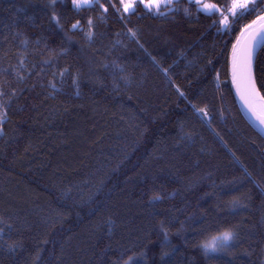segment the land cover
Listing matches in <instances>:
<instances>
[{
	"label": "trees",
	"instance_id": "1",
	"mask_svg": "<svg viewBox=\"0 0 264 264\" xmlns=\"http://www.w3.org/2000/svg\"><path fill=\"white\" fill-rule=\"evenodd\" d=\"M207 1L228 29L190 0H0V264H264V139L228 76L264 3ZM254 74L264 96V45Z\"/></svg>",
	"mask_w": 264,
	"mask_h": 264
},
{
	"label": "snow or ice",
	"instance_id": "2",
	"mask_svg": "<svg viewBox=\"0 0 264 264\" xmlns=\"http://www.w3.org/2000/svg\"><path fill=\"white\" fill-rule=\"evenodd\" d=\"M53 2H55V0H53ZM175 2H178V0H119V8H116V5L114 4H112L111 6L113 8H116V11H121L122 9L123 13L131 14L135 11L138 5H143L144 8L150 13L156 15H164V13L160 11L161 7L164 5L171 6ZM72 3L76 9H80L81 7H90L94 3H99V0H72ZM197 3L199 4L200 0H197ZM258 3H264V0H232L231 6L226 9V12L230 13L234 19H238L244 13L256 10ZM100 7L104 9V12L108 11V9L103 4H100ZM202 7L208 12L219 11L223 16V19L219 21L222 29H228L230 27L228 15H225L224 11H221V9L217 8L216 4H204ZM52 19L56 21L57 24H59V20L55 15H53ZM256 21H264V15L257 16ZM256 21H253V24H255ZM88 23L89 25H91L92 21L89 20ZM213 23H215V21ZM78 26L79 21L72 25L73 28H77ZM246 27L251 28L252 25H247ZM222 29H218V31ZM87 35L89 38H91L92 32L89 31ZM132 35L134 36L135 33L133 32ZM262 45H264V27L260 28L252 35L251 42L242 55L234 54L233 83L237 84V88L239 91L240 82L242 81L250 96L253 94L258 95L255 77L252 75V64L255 58L256 50ZM233 48L235 50L236 45H233ZM20 78L22 79L23 77ZM14 94L15 93H13V95ZM0 96H3L2 91H0ZM242 99H244L243 96ZM259 99L264 100V96H259ZM3 106V102H0V107ZM199 111L204 112V109H200ZM204 114L207 115L206 112H204ZM5 119L6 113H0V122H3ZM260 122L261 124H264V117H260ZM153 199H159V196H155L153 197ZM164 237L166 241L167 232L164 233ZM233 240H235V233L231 230H225L218 233L217 235L212 236L209 240L203 242L200 246L203 248L205 254L207 255L209 252L214 253L225 250L228 247L229 243ZM164 255H166V253ZM131 260H133V257L129 256L128 260L123 261V264H129V261Z\"/></svg>",
	"mask_w": 264,
	"mask_h": 264
},
{
	"label": "water",
	"instance_id": "3",
	"mask_svg": "<svg viewBox=\"0 0 264 264\" xmlns=\"http://www.w3.org/2000/svg\"><path fill=\"white\" fill-rule=\"evenodd\" d=\"M261 15H264L261 14ZM260 16V15H259ZM257 18V17H256ZM256 18L253 21H256ZM253 21L248 23L247 25H252L251 28L246 27L245 25L237 35L233 45H236V49L234 50L233 45L229 55V79L231 83L232 90L234 92L235 101L237 107L240 111V114L244 118V120L250 125L259 136L260 138L264 139V124H261L260 117H264V100H260L259 96H262L258 90L256 85V89L258 90V95H249L248 91L245 88L244 83L240 82L239 91L237 88V84L233 83V59L234 54L242 55L243 52L247 49V46L251 42L252 35L259 30L260 28L264 27V21H256L253 24ZM239 38V39H238ZM263 47L260 46L255 52V58L252 64V75L254 76V63L257 57L258 52ZM242 96L244 99H242Z\"/></svg>",
	"mask_w": 264,
	"mask_h": 264
},
{
	"label": "rangeland",
	"instance_id": "4",
	"mask_svg": "<svg viewBox=\"0 0 264 264\" xmlns=\"http://www.w3.org/2000/svg\"><path fill=\"white\" fill-rule=\"evenodd\" d=\"M190 1H193L194 3H196L197 5H198V8L202 11V12H204V13H209V14H212L213 12H218V11H212V12H208V11H206V10H204L203 9V5L204 4H215V3H213V2H211V1H207V0H200V3L198 4L197 3V0H190ZM71 4H72V7H74L73 6V3H72V0H71ZM165 6V5H164ZM75 8V7H74ZM83 8V7H82ZM217 8H218V6H217ZM230 14V13H229ZM225 15H227V14H225ZM231 15V14H230ZM221 19H223V16H222V18ZM228 19H229V16H228ZM201 113V115H203V113L202 112H200Z\"/></svg>",
	"mask_w": 264,
	"mask_h": 264
},
{
	"label": "built area",
	"instance_id": "5",
	"mask_svg": "<svg viewBox=\"0 0 264 264\" xmlns=\"http://www.w3.org/2000/svg\"><path fill=\"white\" fill-rule=\"evenodd\" d=\"M199 113H200V111H199ZM203 114H204V112H202Z\"/></svg>",
	"mask_w": 264,
	"mask_h": 264
}]
</instances>
